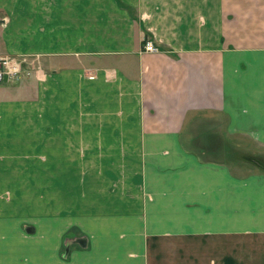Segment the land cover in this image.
Instances as JSON below:
<instances>
[{
  "label": "crops",
  "instance_id": "crops-1",
  "mask_svg": "<svg viewBox=\"0 0 264 264\" xmlns=\"http://www.w3.org/2000/svg\"><path fill=\"white\" fill-rule=\"evenodd\" d=\"M0 16V53L34 65L0 83V264H264V166L239 150L264 151V0Z\"/></svg>",
  "mask_w": 264,
  "mask_h": 264
},
{
  "label": "built area",
  "instance_id": "built-area-1",
  "mask_svg": "<svg viewBox=\"0 0 264 264\" xmlns=\"http://www.w3.org/2000/svg\"><path fill=\"white\" fill-rule=\"evenodd\" d=\"M2 16H0V21ZM142 51L157 52L158 47L151 41L145 40L141 46ZM34 65L26 55L0 53V83L4 79H18L22 75H30Z\"/></svg>",
  "mask_w": 264,
  "mask_h": 264
},
{
  "label": "rangeland",
  "instance_id": "rangeland-1",
  "mask_svg": "<svg viewBox=\"0 0 264 264\" xmlns=\"http://www.w3.org/2000/svg\"><path fill=\"white\" fill-rule=\"evenodd\" d=\"M239 150L240 152H249L248 154H251V155H248V156H243L242 159H241V164L240 165H247L249 167H252V168H255L256 165H259V166H264L263 164V160H261L259 158V156H264V151L256 146H253V145H248V144H244V145H240L239 147ZM68 162V165L70 164V161H65V163ZM83 178V177H82ZM84 179V178H83ZM112 188H114V186H112ZM80 201L81 200H86L87 199V195H84V191L81 189L80 191ZM66 197L65 199H67V197H69V194H65ZM84 209H87V208H84ZM75 233L79 234L81 231V227L79 225H77V227L73 228ZM71 231H73L71 229Z\"/></svg>",
  "mask_w": 264,
  "mask_h": 264
}]
</instances>
